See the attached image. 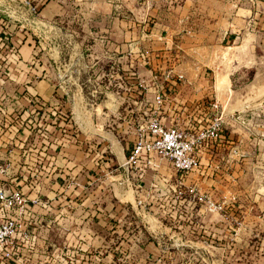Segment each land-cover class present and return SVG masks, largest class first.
I'll use <instances>...</instances> for the list:
<instances>
[{
  "label": "rangeland",
  "instance_id": "rangeland-1",
  "mask_svg": "<svg viewBox=\"0 0 264 264\" xmlns=\"http://www.w3.org/2000/svg\"><path fill=\"white\" fill-rule=\"evenodd\" d=\"M143 1H138L140 6ZM158 1L188 3L192 9H182L179 14L193 12L196 29H201L199 25L206 20L207 24L213 23L217 16L224 17L227 28L233 15L234 0ZM120 3L121 0H99L94 8L80 10L70 4L56 16L59 18L37 31L39 50L33 65L45 68L43 72L47 71L58 86L55 99L60 112L48 123L65 127L66 138L76 141L82 130L71 118L74 100L113 101L116 108L95 126L118 137L127 148L125 156L116 158L102 146L101 136L95 139L97 143L82 139L98 158L95 178L88 185L67 179L62 188L65 194L75 190L77 195H95L92 209L107 214L108 226H96L92 236L96 245L86 235L80 236L76 244L63 243L56 235L57 220L49 217L50 242L45 251L33 255L32 264H76L77 260L80 264H264V35L256 38L257 48L250 58L242 60L245 66L244 62L236 63L235 43L230 38L217 44L218 50L209 53L203 63L193 58L190 65L197 64L201 71L195 72L194 81L198 76L201 86L193 93L188 76L178 77V72L168 71L174 63L169 59L173 45L167 44L163 49L167 53L162 62L157 60V43L148 37L144 38L143 55H139L143 58H121L115 54V43L122 34L116 20L121 15L120 9L112 5ZM105 36L110 42H100L95 48L94 41ZM106 50L114 54H106ZM142 61L150 71L139 74L142 64L138 63ZM170 80H176L174 85L180 83L184 94L190 97L174 100L170 111L157 113L154 106L148 105L147 88L170 84ZM202 100L217 105L225 137L200 149L199 164L182 176L168 159L151 153L168 160L170 171L154 177L150 173L142 181V168H146L149 156L137 165L126 163L140 123L156 116L167 125L177 123L189 128L202 124L197 122L203 115L198 111ZM35 102L41 105L38 100ZM194 116L196 121L192 122ZM0 169L2 185L8 165L3 164ZM31 200L30 210L41 216L47 210L46 204L40 198ZM40 216L35 221L37 228L43 222ZM99 218L103 219L102 215ZM74 246L95 247L81 251Z\"/></svg>",
  "mask_w": 264,
  "mask_h": 264
},
{
  "label": "crops",
  "instance_id": "crops-1",
  "mask_svg": "<svg viewBox=\"0 0 264 264\" xmlns=\"http://www.w3.org/2000/svg\"><path fill=\"white\" fill-rule=\"evenodd\" d=\"M98 1L32 0V3H40L37 13L33 14L23 0H0V63L5 65L0 67V166L8 165V174L2 181V187L6 192L19 190L26 193L28 200L40 198L47 206V210L42 211L44 215H36L30 211L29 215L21 216V219L28 220L27 231L35 237L34 250L23 251L25 264H32L33 255L46 250L52 233V227H47V222L51 220L49 217L57 220L54 225L56 235L63 243L72 241L76 244L80 236L86 235L88 241L96 245V240L92 237L95 236L96 226H108L107 214L103 215L92 209L95 195H77L75 190L74 193L65 194L62 185L67 179L88 185L95 178L98 158L94 154L95 150L87 148L82 139H88L89 143L96 142L95 139L99 135L103 139L102 146L109 149L116 158L119 155L125 156L124 149L127 146L125 147L118 137L112 136L108 131L101 132L100 128L95 126L98 121L108 118L116 104L107 100L101 103L92 100L87 102L85 98L74 100L71 118L82 131L80 136L79 133L76 135V141H70L66 138L68 130L65 127L63 129L48 123L59 111L57 109L60 105L56 104L55 99L58 86L48 77L47 71L43 72L45 68L38 69L33 65L34 55L39 50L35 40L38 30L54 22V18H59L56 16L61 15L70 4L80 10L86 7L94 8ZM138 1L141 3L142 0H121L120 4L112 5L120 9L121 15L116 20L122 34L115 43V54L121 58H143H139V55H143L144 38L148 37L157 43V60L162 62L167 53L163 49L173 45L169 59H173L174 63L168 71L171 74L178 72V77L188 76V81L192 82V92L201 86L197 81L198 76L194 81L195 72L201 71H198L197 64L190 65L194 62L193 58L200 59L203 63L209 53L218 50L217 44L226 40L228 42L230 38L235 43L233 47L236 52L234 58L238 61L236 63L244 62L245 66V61L256 51V38L260 34L264 35V0H234L233 15L227 28L224 17L217 16L216 21L211 24H207V20L201 21V29L194 26L193 12L187 11L184 16L179 14L182 9H192L188 3L161 4L158 0H145L140 6ZM107 37L95 40V48L100 42H110ZM104 52L107 54L108 51ZM138 64H142L138 67L139 74L150 71L145 66V61ZM170 81V84L166 82L164 85L156 84L147 88L150 94L148 105L154 106L158 112L165 113L166 109L170 111V107L175 104L174 100L184 101L183 99L190 97L189 94H184V87L181 89L180 83L174 85L176 80ZM157 94L163 96L160 103L156 100ZM36 100L41 105L37 104ZM58 116L61 117L60 114ZM87 131L89 133H86ZM147 161L148 163L144 164L146 168H142V181L150 173L154 177L170 171L169 161L160 159L156 154H150ZM62 190L64 194H61ZM98 214L102 215L103 219H100ZM39 216L43 222L37 228L35 221ZM21 244L26 246L23 241ZM74 247L81 251L88 248L90 251L95 246ZM76 264H80V261L77 260Z\"/></svg>",
  "mask_w": 264,
  "mask_h": 264
},
{
  "label": "built area",
  "instance_id": "built-area-1",
  "mask_svg": "<svg viewBox=\"0 0 264 264\" xmlns=\"http://www.w3.org/2000/svg\"><path fill=\"white\" fill-rule=\"evenodd\" d=\"M23 1L31 13H37L39 3ZM162 97V94L156 95L158 103L162 102ZM200 103L198 111L203 115L197 122L201 121L202 124L189 128L177 123L167 125L156 116L140 123L138 136L129 148L126 163L137 165L144 157L156 153L168 159L180 176L196 168L200 149L223 138L222 120L217 115V105L212 101ZM157 113L160 112L157 110ZM193 121H196V116ZM29 201L32 200H28L21 191L6 192L0 184V264H25L23 251L34 250L35 237L27 231V224L22 221L24 218L21 219V216L30 214ZM22 241L26 246H21Z\"/></svg>",
  "mask_w": 264,
  "mask_h": 264
},
{
  "label": "trees",
  "instance_id": "trees-1",
  "mask_svg": "<svg viewBox=\"0 0 264 264\" xmlns=\"http://www.w3.org/2000/svg\"><path fill=\"white\" fill-rule=\"evenodd\" d=\"M222 137H225V136H223V133H222ZM222 139H223V138H222ZM222 139H221V140H222Z\"/></svg>",
  "mask_w": 264,
  "mask_h": 264
}]
</instances>
